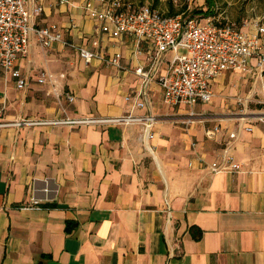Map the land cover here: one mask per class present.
Instances as JSON below:
<instances>
[{
    "label": "crops",
    "instance_id": "crops-1",
    "mask_svg": "<svg viewBox=\"0 0 264 264\" xmlns=\"http://www.w3.org/2000/svg\"><path fill=\"white\" fill-rule=\"evenodd\" d=\"M34 1L38 27L55 26L91 49L96 24L87 0ZM259 21L264 16L252 23ZM98 39L106 58L119 54L127 69L143 64L145 50L134 55L130 39ZM15 68L26 86L17 90L0 70V124L63 118L60 106L72 118L121 117L124 96L139 84L131 73L86 65L72 50L41 48L33 38ZM42 71L57 78L54 90L35 82ZM234 75L253 78L227 73L214 94ZM148 99L137 113L157 118L149 137L140 126H0V264H264V118L224 116L228 106L219 102L168 108L157 84ZM191 111L197 117L184 129ZM216 125V139L207 140ZM228 143L238 174L187 167L197 155L217 161Z\"/></svg>",
    "mask_w": 264,
    "mask_h": 264
},
{
    "label": "built area",
    "instance_id": "built-area-1",
    "mask_svg": "<svg viewBox=\"0 0 264 264\" xmlns=\"http://www.w3.org/2000/svg\"><path fill=\"white\" fill-rule=\"evenodd\" d=\"M0 0V70L6 79L15 81L17 90H23L26 80L15 68L18 59L26 58L30 39L33 38L41 48L53 44L72 50L86 65L97 60L122 72L131 73L138 80V86L124 96L127 106L125 115L117 118H72L68 117L60 106L64 117L52 121L19 120L0 126H140L143 135L149 137L157 122L150 113L139 115L137 112L148 106V91L151 84H157L163 104L168 107L210 104L215 94L213 83L227 73L242 76H264V22H253L251 29L241 30L229 24H213L200 20L199 16L166 17L150 6L131 8L125 0H87L84 9L88 17L96 24L95 34L90 39L91 49L79 46L64 39L55 26L40 28L36 18L42 8L32 0ZM196 0H188L189 9ZM99 36L111 39L128 38L132 41L137 56L145 50L142 65L127 69L121 64V56L115 54L106 58L98 51ZM170 53V58L166 55ZM63 79V75L59 76ZM57 78L46 71L36 75L35 82L49 85L54 90ZM60 95H56L59 100ZM67 103L74 101V96L63 95ZM197 117L189 112L183 120L184 129L193 124ZM220 126H214L204 132L207 140H215ZM250 132L251 128H244ZM229 140L236 139L234 133L228 134ZM194 149L195 144L191 143ZM197 165L209 175L238 174L241 164L233 154L230 143L220 151L217 161L208 162L197 155L187 167ZM38 201L34 200L33 205Z\"/></svg>",
    "mask_w": 264,
    "mask_h": 264
},
{
    "label": "rangeland",
    "instance_id": "rangeland-1",
    "mask_svg": "<svg viewBox=\"0 0 264 264\" xmlns=\"http://www.w3.org/2000/svg\"><path fill=\"white\" fill-rule=\"evenodd\" d=\"M125 3L131 8L150 6L166 17L174 13L187 17L200 11L196 16L202 21L226 23L237 29L248 28L256 18L264 16V0H196L190 9L188 0H125ZM221 85L223 89L216 92L213 102L204 104L207 108L219 102L221 106H228L223 109L224 116L264 118V76L246 79L234 75L231 80L224 79ZM208 112L211 111H203L205 116L210 114Z\"/></svg>",
    "mask_w": 264,
    "mask_h": 264
},
{
    "label": "trees",
    "instance_id": "trees-1",
    "mask_svg": "<svg viewBox=\"0 0 264 264\" xmlns=\"http://www.w3.org/2000/svg\"><path fill=\"white\" fill-rule=\"evenodd\" d=\"M158 1V0H157ZM209 2V0H207ZM194 15H200V11H196V12H193ZM176 15H178V13H174V14H171L169 17H176Z\"/></svg>",
    "mask_w": 264,
    "mask_h": 264
}]
</instances>
